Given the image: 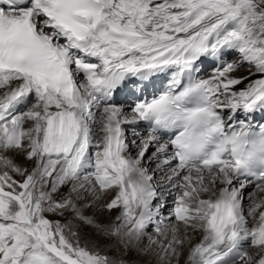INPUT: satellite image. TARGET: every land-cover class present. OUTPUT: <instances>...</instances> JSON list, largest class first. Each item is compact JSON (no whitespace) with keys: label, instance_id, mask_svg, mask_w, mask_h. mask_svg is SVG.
<instances>
[{"label":"snow or ice","instance_id":"snow-or-ice-1","mask_svg":"<svg viewBox=\"0 0 264 264\" xmlns=\"http://www.w3.org/2000/svg\"><path fill=\"white\" fill-rule=\"evenodd\" d=\"M0 264H264V0H0Z\"/></svg>","mask_w":264,"mask_h":264},{"label":"rangeland","instance_id":"rangeland-1","mask_svg":"<svg viewBox=\"0 0 264 264\" xmlns=\"http://www.w3.org/2000/svg\"><path fill=\"white\" fill-rule=\"evenodd\" d=\"M240 73H243V74H245V73H246V71L242 70Z\"/></svg>","mask_w":264,"mask_h":264}]
</instances>
